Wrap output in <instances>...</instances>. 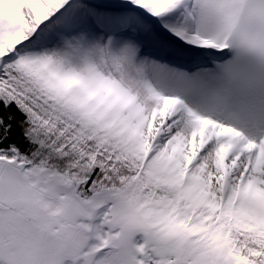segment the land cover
Wrapping results in <instances>:
<instances>
[{
    "label": "snow or ice",
    "instance_id": "snow-or-ice-1",
    "mask_svg": "<svg viewBox=\"0 0 264 264\" xmlns=\"http://www.w3.org/2000/svg\"><path fill=\"white\" fill-rule=\"evenodd\" d=\"M0 264H264V0H0Z\"/></svg>",
    "mask_w": 264,
    "mask_h": 264
}]
</instances>
